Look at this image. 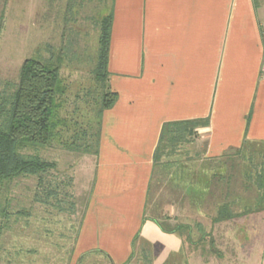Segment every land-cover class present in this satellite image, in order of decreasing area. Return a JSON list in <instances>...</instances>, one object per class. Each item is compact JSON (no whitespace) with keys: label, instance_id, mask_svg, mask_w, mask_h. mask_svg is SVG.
<instances>
[{"label":"crops","instance_id":"obj_1","mask_svg":"<svg viewBox=\"0 0 264 264\" xmlns=\"http://www.w3.org/2000/svg\"><path fill=\"white\" fill-rule=\"evenodd\" d=\"M110 6L109 84L118 97L103 111L96 149L66 147L86 160L78 179L70 180L72 189L80 180L85 190L73 248L77 257L101 249L89 253L108 264H133L134 248L139 258L153 250L149 262L138 264H172V251L187 241L162 229L160 218L175 217L163 208L177 202L196 210L211 219V230L237 219L212 221L222 202L238 210V150L264 143V0H110ZM201 118L209 124L186 144L188 155L162 165L195 193L170 185L154 199V153L163 124ZM196 225L209 235L203 223ZM249 258L246 264H264V240L260 257ZM224 261L239 264L225 257L201 264Z\"/></svg>","mask_w":264,"mask_h":264},{"label":"rangeland","instance_id":"obj_2","mask_svg":"<svg viewBox=\"0 0 264 264\" xmlns=\"http://www.w3.org/2000/svg\"><path fill=\"white\" fill-rule=\"evenodd\" d=\"M109 2L0 0V21H3L0 34V90L13 91L25 59L35 57L44 60L61 53V76L67 86V105L63 115L70 120V128L63 140L71 141L76 137L78 147L89 141L87 134L101 129L103 87L102 82L96 78L94 68L100 20L108 14ZM2 13L4 16L1 19ZM111 76L114 77V74ZM189 148V145L180 148V152L183 150L182 156L188 155L184 150ZM25 152L39 154L47 161L57 162V167L46 176L58 188L56 193L48 196L46 189L38 187L36 176H21L0 187V202L9 212L7 219L0 214V223H7L0 241V264H78L77 261L84 253L77 257L73 246L80 228L85 190L81 192L80 180L72 189L70 180L73 176L78 179L77 168L86 161L83 157L85 155L71 152L58 142L46 147L28 148ZM248 160L241 163L240 172L243 174L244 169L250 177L246 179L242 174L239 175L238 208L249 202L250 197L257 196L259 191L255 183L254 167ZM195 164L196 168L201 165L199 158ZM170 178L167 171L156 174L152 188L154 199H160L168 193L171 188L168 186ZM45 198L46 202H43ZM163 210L166 214L167 211L173 213V223L195 225L201 222L209 233L205 234L198 247L184 242L180 248L172 251L168 260L172 264H182L183 259L189 264H201L204 260L218 257L244 264L247 257L251 261L260 257L264 240V212L218 224L211 230V219L208 216L187 207L182 208L177 202L174 207L167 205ZM194 228V239H198L202 231L200 233L196 226ZM177 235L184 239V234ZM211 238L214 239L216 254L207 251L212 245ZM202 245L206 250L203 251ZM94 251L101 254L104 252L101 249L87 251L79 264H108L103 256L90 254ZM154 252L146 251V255L141 254V258L149 262ZM139 257L140 250L136 249L131 260L133 264L139 263ZM223 264L231 263L224 261Z\"/></svg>","mask_w":264,"mask_h":264},{"label":"trees","instance_id":"obj_3","mask_svg":"<svg viewBox=\"0 0 264 264\" xmlns=\"http://www.w3.org/2000/svg\"><path fill=\"white\" fill-rule=\"evenodd\" d=\"M3 16L2 13L1 19ZM100 21L98 54L94 73L97 80L102 82L103 103L101 110L103 112L113 106L118 97L117 92L110 88L108 71L110 34L113 22L112 6L110 9L108 8V14L103 16ZM2 27L3 21H0V34ZM62 64L61 53L44 60L35 57L27 58L21 65L19 81L13 91L0 90V187L21 176H36L38 187L46 189L50 196L54 192L56 193L58 185H54L46 175L50 170L56 168L57 163L47 161L39 154H28L25 150L46 147L58 142L73 151L89 153L98 146L100 130L87 134L89 141L84 145L81 144V147H78L76 137L71 141L63 140L64 134L66 135L70 128V120L63 115L67 105V86L61 76ZM208 124L209 118L165 122L154 153V178L160 171H166L162 168L164 161L168 166L180 163L182 159L178 156L183 154L179 152L180 148L196 138L198 127ZM237 155L240 160V169L241 163H246L249 157L248 161L254 167L255 183L259 191L253 201L244 202L246 204L241 205L238 210H234L229 202L220 203L216 214L212 217L213 223L264 212V143L244 144L238 150ZM253 155H255L254 158H252ZM242 172L244 175L240 173L249 179L248 171L243 169ZM183 182L181 178L171 175L168 186L173 185L176 189L185 188L187 194L195 193L194 186L189 189L184 186ZM46 199H42V201L46 202ZM0 214L6 219L9 216L8 210L1 202ZM159 221L164 231L184 234V239L190 245L198 247L199 244H202L205 235L202 234L198 239H194L195 228L191 224L181 222L172 224L169 217L160 218ZM6 225L7 223H0V241ZM197 227L198 225H196V229H198ZM202 249L206 250L204 245H202ZM207 251L216 254L217 250L213 242ZM144 252L146 253V251ZM134 253L135 248L128 263L134 258ZM79 262H81V258L78 260V264ZM185 263L186 261L183 259L182 264Z\"/></svg>","mask_w":264,"mask_h":264}]
</instances>
